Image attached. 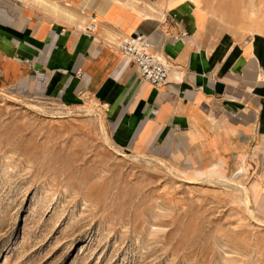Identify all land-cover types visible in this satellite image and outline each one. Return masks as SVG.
Instances as JSON below:
<instances>
[{
    "label": "rangeland",
    "instance_id": "374dc122",
    "mask_svg": "<svg viewBox=\"0 0 264 264\" xmlns=\"http://www.w3.org/2000/svg\"><path fill=\"white\" fill-rule=\"evenodd\" d=\"M196 2L229 30L264 33V0ZM248 168L133 154L87 98L0 89V264H264V195Z\"/></svg>",
    "mask_w": 264,
    "mask_h": 264
},
{
    "label": "crops",
    "instance_id": "0c3cea01",
    "mask_svg": "<svg viewBox=\"0 0 264 264\" xmlns=\"http://www.w3.org/2000/svg\"><path fill=\"white\" fill-rule=\"evenodd\" d=\"M196 1L0 0V89L65 107L87 98L118 147L199 173L240 163L264 195V33L229 30ZM133 33L169 62L165 85L140 80L118 53Z\"/></svg>",
    "mask_w": 264,
    "mask_h": 264
},
{
    "label": "built area",
    "instance_id": "2783aa9c",
    "mask_svg": "<svg viewBox=\"0 0 264 264\" xmlns=\"http://www.w3.org/2000/svg\"><path fill=\"white\" fill-rule=\"evenodd\" d=\"M92 30L93 23L90 21L85 26V31L91 32ZM244 42L246 41L243 40ZM116 49L129 58V62L135 67L136 75L140 80L153 87H161L167 83L171 66L162 55L152 49L147 35L141 33L123 35L117 39ZM75 74L79 76L80 71L77 70ZM33 75L39 79L43 77V72L34 70Z\"/></svg>",
    "mask_w": 264,
    "mask_h": 264
},
{
    "label": "bare ground",
    "instance_id": "6f19581e",
    "mask_svg": "<svg viewBox=\"0 0 264 264\" xmlns=\"http://www.w3.org/2000/svg\"><path fill=\"white\" fill-rule=\"evenodd\" d=\"M35 1H37V0H35ZM40 1H42V0H40ZM35 3H37V2H35ZM47 4V3H46ZM95 28V27H94ZM121 55H122V57L123 58H125L126 60H129V58L126 56V55H124V54H122V53H120ZM43 78V77H42ZM39 79H41V78H39ZM246 199L248 198V194H247V192H246Z\"/></svg>",
    "mask_w": 264,
    "mask_h": 264
}]
</instances>
